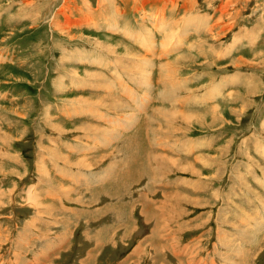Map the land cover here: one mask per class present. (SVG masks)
I'll return each instance as SVG.
<instances>
[{"label": "rangeland", "instance_id": "374dc122", "mask_svg": "<svg viewBox=\"0 0 264 264\" xmlns=\"http://www.w3.org/2000/svg\"><path fill=\"white\" fill-rule=\"evenodd\" d=\"M101 9L194 50L124 94ZM0 61V264H264V0H0Z\"/></svg>", "mask_w": 264, "mask_h": 264}, {"label": "crops", "instance_id": "0c3cea01", "mask_svg": "<svg viewBox=\"0 0 264 264\" xmlns=\"http://www.w3.org/2000/svg\"><path fill=\"white\" fill-rule=\"evenodd\" d=\"M110 2H112V1H110ZM98 6H96V8H97ZM102 10V9H101ZM102 13H101V15L99 16V19H98V17H97V19L98 20H92V19H85V21H84V23L83 24H86L87 25V27L85 26V25H83V26H85L86 28H88L87 30L88 31H98L99 33H101L100 31H102V30H104V32H103V34H110V35H112V36H119V37H121L122 38V41H123V44H124V42H126V41H124V38H126L127 40H134V42L135 43H137L136 45L135 44H131V43H127V44H129L128 46H130L131 47V49L133 50L132 52H134L133 54H131V55H129V56H135L136 55V57H134L135 59H133V58H129L128 57V55H121V56H119L118 55V58H115L114 56H112L111 54H109V53H107V52H105L107 55H109L111 58H113V60L111 59V61L109 62V64H108V66H112V69L114 70L115 69V67H117L118 66V63L120 62V63H122L123 62V64L124 63H127V65L130 67L129 69H131V71H135V70H137L136 71V73L135 74H131V75H129V77L130 78H127V71L128 70H125V68H124V71L126 72V73H124V72H121L122 74H123V80H124V82H123V90L125 91L124 92V94H126V93H129V92H132L129 88H127L128 87V84L129 83H131L132 81H134L133 79H137V81H140V79L137 77L138 76V73H143V72H141V71H139L138 70V66H139V69H140V67H143L144 66V69H143V71H147V73H143V82H142V84L141 85H144V86H148L149 85V81L151 80V76H150V74L153 72V73H155L152 69L155 67V57H156V55L158 54V55H161L162 57H163V52H162V46L161 45H164L165 44V42L164 43H162L163 42V40H165L166 38H168V42L165 44V51L168 53V54H170V56L171 55H174V54H177L178 52L177 51H183V49L184 48H186V51L188 50V49H190V50H194V48L192 49V44H191V42H189L188 44H186V41H187V38H188V36H187V38L186 37H183V33H182V35H180V36H178L177 34H168V35H166L165 37L163 36L162 38H161V40H160V44H159V46H158V43H157V37H156V33H154L153 32V37H154V39H155V41H156V43H155V46H154V48L153 49H151L149 46H150V40L147 38L148 36H145V35H142V34H140L139 33V31H138V26L136 25V28L135 27H130V29H128V27L127 26H125V24L123 23V22H121V21H118L117 20V18H115L116 16H115V12H114V10L112 9V10H110L109 12H105L104 10H102L101 11ZM155 16L157 15L156 13H153ZM115 18V19H114ZM175 18V17H174ZM173 18V19H174ZM173 19H172V17H171V20H170V22H169V24H174L175 23V20L173 21ZM151 21V22H150ZM156 20L154 19L153 21L152 20H148L147 22V24L146 25H149L151 28H152V26L153 25H155L154 24V22H155ZM187 21H190V23L192 22V19H187L186 21H184L182 24H184L185 22H187ZM92 23V24H91ZM196 23L198 24V20H195V22H193V23H191L190 25H189V29L191 28V30L193 31V32H195V31H197L198 29H196L195 28V25H196ZM137 24H138V21H137ZM168 24V22H166V25ZM181 24V25H182ZM111 25V26H110ZM180 25V26H181ZM193 25H194V27H193ZM110 26V27H109ZM124 26V27H123ZM115 27H117L118 29L117 30H115L114 32H111V30H114L115 29ZM193 27V28H192ZM91 28V29H90ZM104 28V29H103ZM155 28H156V26H155ZM108 29H110V31L108 30ZM171 29V28H170ZM181 29H182V27H181ZM181 29H180V32H181ZM194 29H195V31H194ZM153 30H155L154 28H153ZM172 30V29H171ZM127 32V33H126ZM118 33H119V35H118ZM128 33H130L129 35H127ZM102 34V33H101ZM132 34V35H131ZM134 35V36H133ZM193 34H191V36H192ZM199 35V32H198V34H197V36ZM131 36H133V37H131ZM190 36V37H191ZM144 37V38H143ZM146 38V39H145ZM164 38V39H163ZM144 39V40H143ZM141 40V41H140ZM149 40V41H148ZM145 41H148L149 42V44H147ZM140 42H142V44H140ZM199 43H200V41H198ZM197 43V42H196ZM199 43H197V46H198V44ZM126 44V43H125ZM139 44V45H138ZM149 45V46H148ZM192 46V47H191ZM166 48H167V50H166ZM148 49V50H147ZM146 50H147V52H146ZM169 50V51H168ZM171 51H174V53L172 54L171 53ZM136 52V53H135ZM158 52V53H157ZM122 53V52H121ZM150 53H153V54H150ZM146 56V57H145ZM117 57V56H116ZM127 57V58H126ZM148 57V58H147ZM159 57V59H160V61H161V59L162 58H160V56H158ZM143 58V59H142ZM145 58V59H144ZM128 59H130V60H128ZM95 62L97 61L96 60V57L93 59ZM131 60H136L137 62H138V60H139V62L138 63H140L141 65H137L136 63H134V64H136V65H134L133 63H132V61ZM146 60H148L146 63L147 64H145L144 62L146 61ZM74 61H76V60H74ZM144 61V62H143ZM149 61H150V63H149ZM159 61V65H158V69L159 68H161V66L163 65V63H164V61L163 62H160ZM144 63V64H143ZM94 63H91V65H93ZM96 64H99L98 62H96ZM143 64V65H142ZM150 64V65H149ZM146 65V66H145ZM152 73V74H153ZM102 75H103V73H101ZM115 75H116V73H115ZM234 76V75H233ZM117 77V76H116ZM224 77H226L225 75H223V78ZM230 77H232V76H230ZM235 77H237V78H239V79H241V77L239 76V75H235ZM227 78H229V77H227ZM125 79L126 80H128V82L126 83V81H125ZM130 80V81H129ZM225 83H227L225 80L226 79H222ZM229 81V80H228ZM104 83H106L105 85H108L109 87H113L114 88V86H111V82H110V80L109 79H107V81L106 80H104L103 81ZM233 82H231V84H232ZM238 84H240V86L239 87H242L243 86V83L241 82V80H239V82H238ZM97 88V87H96ZM148 89H150V88H148ZM114 90H115V88H114ZM144 91L145 90H143L142 92H143V94H144ZM146 93H148L147 91H145ZM125 97V96H124ZM136 97L139 99L138 101L137 100H135V101H133V106H134V108H135V111L137 112V114H139V112H140V110L142 109V107H143V105L144 104H146L145 105V108L149 105V103L150 102H153V98L152 99H150L149 101H146L145 103H144V100H142V101H140V99H142L141 98V96H137L136 95ZM147 98V97H146ZM134 103H137V105L136 104H134ZM140 116H142V115H140ZM129 120V119H128ZM177 178H179V177H177ZM180 179V178H179ZM193 183H194V181L196 180V179H190Z\"/></svg>", "mask_w": 264, "mask_h": 264}, {"label": "bare ground", "instance_id": "6f19581e", "mask_svg": "<svg viewBox=\"0 0 264 264\" xmlns=\"http://www.w3.org/2000/svg\"><path fill=\"white\" fill-rule=\"evenodd\" d=\"M109 3H110V1H109ZM160 13V12H159ZM161 14V13H160ZM163 16H160L159 17V19L158 20H156V22L157 21H159L161 18H162ZM149 18H151V17H149ZM153 19V18H152ZM151 20V19H150ZM168 21H169V19H168ZM141 22H142V20H141ZM141 22H139V23H141ZM151 22V21H150ZM199 22V21H198ZM138 23V24H139ZM162 23V22H161ZM66 24V23H65ZM92 24V23H91ZM142 24H143V22H142ZM146 23H144V25L142 26L141 25V27L140 28H138V29H140V34H142V35H145V36H148L147 38L149 39V40H151V39H153L154 37V35H152L150 32V29H149V27L147 26V25H145ZM189 25L191 24L190 22L188 23ZM186 26H187V24H185ZM111 26V25H110ZM109 26V27H110ZM203 26V25H202ZM64 27V26H63ZM163 27V29H164V27L165 26H162ZM167 27L170 29V24H169V26H168V24H167ZM203 28V27H202ZM165 29H166V27H165ZM66 30V27H64V31ZM182 32H185V30L184 31H182ZM127 33V32H126ZM128 35V34H127ZM132 35V34H131ZM70 37V36H69ZM132 37V36H131ZM71 38H73V37H71ZM144 38V37H143ZM146 39V38H145ZM144 40V39H143ZM148 40V41H149ZM141 41V40H140ZM148 41H145V42H148ZM149 43V42H148ZM140 44H142V42H140ZM118 45H120V47H124V51H126V53L129 51V50H131V51H133L132 49H130L129 47H127L126 45H124L121 41L119 42V44ZM139 45V44H138ZM154 45V44H153ZM163 48H162V51H163V55H168V53L165 51V46H163V45H161ZM151 47V46H150ZM114 48L115 49H117V48H119V46H114ZM113 47H111V49L109 48V49H107V50H111L112 52H113V54H115V55H118L117 54V52L115 51V49H114ZM152 48V47H151ZM164 49V50H163ZM166 50H167V48H166ZM169 51V50H168ZM130 53V52H129ZM134 53V52H133ZM171 53H173V52H171ZM131 54V53H130ZM130 54H124L123 53V55H130ZM150 54H153V53H150ZM119 55H122V54H119ZM136 56V55H135ZM116 57V56H115ZM129 57H132V56H129ZM146 57V56H145ZM184 57H186V56H184ZM184 57H182L183 59H184ZM148 58V57H147ZM188 58V57H187ZM143 59V58H142ZM145 59V58H144ZM182 59V60H183ZM148 60H146L144 63L145 64H147L146 62H147ZM1 62V61H0ZM138 62H139V60H138ZM143 63V64H144ZM149 63H150V61H149ZM139 64V63H138ZM142 64V65H143ZM141 65V64H140ZM150 65V64H149ZM146 66V65H145ZM144 67V66H143ZM163 67V66H162ZM161 70V69H160ZM143 71V70H142ZM76 73H77V71H76ZM93 74H99L98 72L96 73V72H93ZM130 78V77H129ZM142 80H143V78H142ZM141 80V81H142ZM130 81V80H129ZM145 85V84H144ZM143 87V86H142ZM140 89V88H139ZM141 90V89H140ZM169 91V90H168ZM125 92V91H124ZM146 93V92H145ZM166 93V92H165ZM145 95V94H144ZM113 99H114V103H120L119 102V99L120 98H114L113 97ZM162 99V98H161ZM101 100H104V98H101L98 102H101ZM145 100V99H144ZM113 103V102H112ZM110 106V105H109ZM111 107H118V106H116V105H114V106H111ZM110 108V107H109ZM133 146V145H132ZM132 146L130 145V147L132 148ZM137 155V154H136ZM166 157V156H165ZM168 158V157H167ZM157 159H159V157L157 158ZM154 160H156V158L155 157H153V161ZM81 162V161H80ZM169 162H171V161H169ZM174 162H175V160H174ZM164 163H166V162H164ZM163 163V164H164ZM172 164V163H171ZM178 164V163H177ZM175 165V164H174ZM185 165V164H184ZM187 165V164H186ZM142 166V165H141ZM189 167L192 169L193 167L191 166V165H189ZM173 168V167H172ZM187 168V167H186ZM145 171V170H144ZM195 203V202H194Z\"/></svg>", "mask_w": 264, "mask_h": 264}]
</instances>
